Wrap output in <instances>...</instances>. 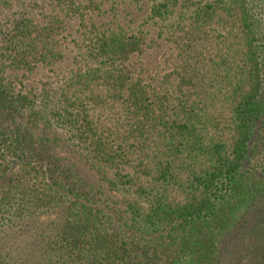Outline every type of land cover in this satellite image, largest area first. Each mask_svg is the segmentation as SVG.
<instances>
[{
	"label": "trees",
	"instance_id": "trees-1",
	"mask_svg": "<svg viewBox=\"0 0 264 264\" xmlns=\"http://www.w3.org/2000/svg\"><path fill=\"white\" fill-rule=\"evenodd\" d=\"M59 2L63 14L45 26L16 22L0 52L9 61L0 60V264H264V0H133L115 29L100 11L82 22L97 33L89 56L99 64L38 102L24 81L64 60L65 17L100 9L96 0ZM218 18L245 34L250 83L235 106L232 156L224 144L205 146L188 91L196 39ZM160 27L187 38L169 80L181 92L170 119L172 92L147 82L165 51L163 34L152 33ZM107 98L128 112L110 126L95 116ZM185 173L180 204L164 188Z\"/></svg>",
	"mask_w": 264,
	"mask_h": 264
},
{
	"label": "rangeland",
	"instance_id": "rangeland-1",
	"mask_svg": "<svg viewBox=\"0 0 264 264\" xmlns=\"http://www.w3.org/2000/svg\"><path fill=\"white\" fill-rule=\"evenodd\" d=\"M96 1L101 10L82 9L81 11L86 13L85 19L80 13L70 15L69 18L65 17L67 24L58 35L64 60L54 67H40L29 80L24 81L25 89L23 92H32L40 102L42 92L48 89L57 91L61 89L67 79L78 71H85L87 66L99 64L95 60L91 61L89 56L91 49L97 45V33L91 28L84 29L82 22L91 23L90 18L98 20L100 11H108V14L103 15L101 19L105 21L107 18H111L115 24L110 25L108 23L110 25L108 28L115 29L116 23L120 20L119 11L123 12L124 9H127V5L133 0ZM63 11V4L59 0H0V52L2 53V50L7 46V32L11 31L20 19L31 18L45 26L53 21L48 16L55 12L63 14ZM221 19H216L212 24L213 31L208 37L196 39V89L191 87L188 91L192 95L190 101L196 100V111L201 113L202 123L197 127L203 128L204 133L208 134L205 146L211 148L213 144H224L226 154L232 156L239 139L233 121L235 106L241 101L243 95L250 92V83L244 57L246 52L245 34L237 22L233 23L231 20L224 22ZM159 32L162 35L167 30L161 29V27L152 29L153 35L157 36ZM172 34L173 32L163 34L162 42H164L165 51L158 56L156 63L151 66V72L148 74L149 80H147L158 90L165 87L172 92V106L166 116L168 119L176 110L173 108L179 102L178 98L181 94L179 88L176 87L178 83L169 80L178 76L177 66L180 62V56H182L180 47L187 39L183 33H175V38ZM222 59H227L228 62L223 63ZM0 60L6 66L5 64L9 63L7 53L3 58L0 57ZM147 60L148 58H145L146 62ZM169 76L172 77L169 78ZM127 113L121 101L115 102L111 98L106 99V105H101L95 110V116L101 117V122L108 126L110 123L112 125L113 122L122 121ZM160 127L162 126H157L153 132L156 133ZM57 134L65 139L64 148L68 149L67 134L63 131H57ZM152 144L153 147L149 151L150 155L156 145L155 143ZM160 147L162 148V146ZM66 152H70V150ZM203 158L201 160H206V162L210 160L209 157ZM259 159L260 164L257 169L263 173L264 167L262 165L264 162H262L261 156ZM186 175L185 173L176 184L169 183L164 188L170 194V198L180 204L183 203L180 183L186 184L188 182ZM154 182L150 180L153 185H155ZM157 184L160 183L156 182ZM164 189L162 188L161 191Z\"/></svg>",
	"mask_w": 264,
	"mask_h": 264
}]
</instances>
